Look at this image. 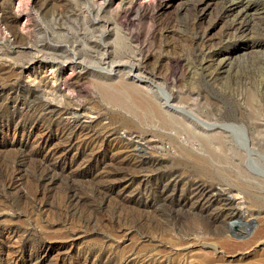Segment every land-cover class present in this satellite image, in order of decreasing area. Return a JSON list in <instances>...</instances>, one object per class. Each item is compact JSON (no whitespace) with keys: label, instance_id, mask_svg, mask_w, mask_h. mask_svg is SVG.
<instances>
[{"label":"rangeland","instance_id":"rangeland-1","mask_svg":"<svg viewBox=\"0 0 264 264\" xmlns=\"http://www.w3.org/2000/svg\"><path fill=\"white\" fill-rule=\"evenodd\" d=\"M191 2L0 0V264H264V0Z\"/></svg>","mask_w":264,"mask_h":264},{"label":"bare ground","instance_id":"bare-ground-1","mask_svg":"<svg viewBox=\"0 0 264 264\" xmlns=\"http://www.w3.org/2000/svg\"><path fill=\"white\" fill-rule=\"evenodd\" d=\"M207 0H192V2H191V6H193V7H195V9L196 8H198V7H201V6H204V5H206V2ZM208 4V3H207ZM230 6V5H229ZM205 7V6H204ZM191 8V7H190ZM202 8V7H201ZM228 11V9H226V10H224V12H227ZM134 78H136L137 79V81H139V82H141V83H151L148 79H145V78H142V77H140L139 76V74H138V76H136L135 75V77ZM130 85H128L127 87H129ZM159 86H157V88H158ZM122 88V87H121ZM130 88V90H128V88L127 89H125V91L123 92V94H125V95H120V97H116L117 99H112L113 101H115L116 103H118V104H120L121 105V103L123 104V106L125 107V109H127L129 112H131L134 116H136V117H138V118H141L142 120H150L151 118H156L157 120H158V122H159V126H161V127H163V128H165V127H168L169 125L171 126V124L172 123H174L175 125H176V127H177V131L175 130V131H173V130H170L168 133H165V135L167 136V137H169V138H171V139H174L177 143H179V147H182V146H184V142H182V141H180V139H179V135H178V131L181 129H184V130H186L187 131V133H189V136H191V138H194V139H196V140H198L199 141V143L202 145V147H203V149L202 150H204L203 151V153H200V154H198V155H195L194 156V154L191 152V151H188V150H186L184 147H182V149H179V150H181L182 152H184V154H186V156L188 157V156H194V158L196 159H199L200 161H201V163L203 162V164L204 165H201V166H203V167H207V166H209V161L212 159V158H217L218 156V153H217V151H216V147H214V145L216 146V142H214L215 141V137H218V136H214V137H212V136H209L208 134H206L203 130H201L200 128H198V127H191L189 124H188V120L187 121H185V120H181L180 121V119L176 116V112H177V110L176 109H174L173 107H176V105H174L173 103H172V105H168V103H169V97H165L164 96V98H163V100H165V103L163 102V101H159L160 103H162L163 102V104H160L158 101H156L155 99H154V97L149 93V94H147V93H142V91L140 92L138 89H136V87L134 88V87H132V86H130L129 87ZM159 88H161V87H159ZM122 90H123V88H122ZM120 92V91H119ZM117 94V93H116ZM109 95V94H108ZM113 95V94H112ZM119 95V94H118ZM132 96V99H131V97L130 96ZM110 96V95H109ZM115 96V95H114ZM167 96V95H166ZM111 97V96H110ZM113 98V97H112ZM171 98V97H170ZM171 103V102H170ZM174 109V111H173V113H172V111L171 110H173ZM179 110V109H178ZM181 110H183V109H181ZM134 118V117H133ZM200 119V118H199ZM191 123H192V121H191ZM204 123V122H203ZM215 123V122H214ZM197 124V123H196ZM206 124V123H205ZM204 124V125H205ZM224 124V123H223ZM202 125V124H201ZM217 125V124H216ZM215 125V126H216ZM225 125H227V124H225ZM229 125V124H228ZM227 125V126H228ZM231 125V124H230ZM238 126L237 127H239L240 125L239 124H237ZM254 125V124H253ZM194 126V125H193ZM223 126V127H221L220 125H218V127H216V128H213V125H208L207 126V124H206V130L207 131H214L215 129L216 130H218V131H215L216 133H223V134H226L227 135V137H229L230 135H229V129L230 128H232V126L233 125H231L230 127L228 126ZM255 126V125H254ZM259 126H260V124H259ZM202 127H203V125H202ZM234 128L236 127V125L235 126H233ZM247 127V126H246ZM232 131L233 130H235V129H231ZM231 131V132H232ZM236 131H238V130H236ZM243 131V130H242ZM258 131V130H257ZM230 132V133H231ZM241 132V131H240ZM221 136H222V134H221ZM220 136V137H221ZM225 136V135H224ZM223 138V137H222ZM220 139V138H219ZM218 139V141H220ZM225 139H226V137H225ZM264 139V137H259V138H255V136H249V142H250V144L252 143V142H254V140H263ZM248 140V139H247ZM216 141H217V139H216ZM243 141H245V140H243ZM242 141V142H243ZM224 142V141H223ZM245 142H243V144H244ZM186 144V143H185ZM214 144V145H213ZM140 145V144H139ZM245 145V144H244ZM242 146V145H241ZM240 146V147H241ZM251 146V145H250ZM249 146V147H250ZM245 147V146H244ZM126 148V147H125ZM243 148V147H242ZM246 148V147H245ZM244 148V149H245ZM247 149L248 148H246V151H247ZM184 150V151H183ZM249 150V149H248ZM193 151V150H192ZM245 152V151H244ZM249 152V151H248ZM247 152V153H248ZM250 152H251V149H250ZM255 151H253V153H254ZM222 153V152H221ZM242 153V152H241ZM252 152H251V154H253ZM250 154V153H249ZM250 154V155H251ZM247 155V154H246ZM249 155V156H250ZM221 156H223V153L221 154ZM251 157V156H250ZM226 158V157H225ZM220 159V158H219ZM213 160V159H212ZM216 160V159H215ZM224 160V159H223ZM222 160V158H221V161H223ZM210 163H211V161H210ZM254 166V165H253ZM205 167V168H206ZM218 168V167H217ZM223 168V167H222ZM253 168V167H252ZM208 169H210L209 167H208ZM216 169V168H215ZM214 169V170H215ZM232 169V168H231ZM212 170V169H211ZM218 170V169H217ZM224 170V169H223ZM254 170H255V168H254ZM254 170H252V173H255V175L256 174H258V173H256V171H254ZM225 171V170H224ZM254 171V172H253ZM251 172V171H250ZM263 186H264V184H263ZM262 187V186H261ZM260 189V188H259ZM264 190V189H263ZM226 211L227 210H225V208H219V215H220V218H222V220L223 221H227V220H229L230 219V217H231V215H229V213H226ZM209 219V218H208ZM212 220V219H211ZM217 226V225H216ZM208 246V245H207ZM200 251V250H199ZM221 251V250H220ZM220 253V252H219ZM238 256H240L239 258H238V260L239 261H241V260H244V258H246L245 256H246V254H244V253H237V255H234V256H232V258H235V257H238ZM202 259V258H201Z\"/></svg>","mask_w":264,"mask_h":264}]
</instances>
